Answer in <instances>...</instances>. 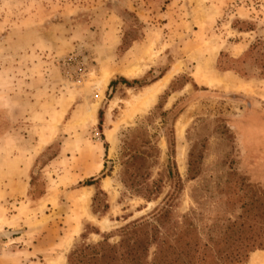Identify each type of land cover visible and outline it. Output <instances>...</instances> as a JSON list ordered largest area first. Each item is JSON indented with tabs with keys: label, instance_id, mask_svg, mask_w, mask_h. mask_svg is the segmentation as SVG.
I'll return each mask as SVG.
<instances>
[{
	"label": "rangeland",
	"instance_id": "obj_1",
	"mask_svg": "<svg viewBox=\"0 0 264 264\" xmlns=\"http://www.w3.org/2000/svg\"><path fill=\"white\" fill-rule=\"evenodd\" d=\"M134 67L140 74L124 78ZM172 69L155 101L140 104ZM263 74L264 0H0V264H19L10 248L20 236L31 249H55L26 264H67L98 244L130 249L119 248L120 231L174 188L171 149L179 191L166 222L144 227L157 235L147 261L193 211L185 242L214 248L209 238L228 233L229 221L258 234ZM244 264H264V249Z\"/></svg>",
	"mask_w": 264,
	"mask_h": 264
},
{
	"label": "trees",
	"instance_id": "obj_2",
	"mask_svg": "<svg viewBox=\"0 0 264 264\" xmlns=\"http://www.w3.org/2000/svg\"><path fill=\"white\" fill-rule=\"evenodd\" d=\"M264 75V74H263ZM125 82V81H124ZM136 83V81H135ZM126 84V82H125ZM102 113L99 112V125L101 124ZM172 146V144H171ZM173 157V149L169 153V160L167 166V176L175 185L171 193L163 200V206L155 211L145 219L135 221L120 232L125 239L121 241V245L129 244L130 249H117L108 244H98L94 247H83L71 253L67 258V264H244L250 253L257 250L264 249V224L260 232L256 234L243 233L244 223L229 221L228 233L220 235L217 239L212 237L209 240L214 244V248L205 244L202 245L200 238H192L191 242L183 241L188 238L189 234H194L195 227L188 221L192 220L193 213L184 217L185 222L179 227H174L169 231L173 243H166L164 239L155 249L152 259L148 260V249L157 240L156 232L152 235H147L144 227H147L153 220L160 225V220L166 222L168 216V208L179 191L177 182L175 180L177 173H173L174 164L171 162ZM189 179L196 178V172L192 169V163L189 162ZM128 172V170H126ZM94 179L85 183L86 187L94 185ZM249 227V229H252ZM253 230V229H252ZM156 244V243H155ZM227 245V248L223 246ZM213 248V249H212Z\"/></svg>",
	"mask_w": 264,
	"mask_h": 264
},
{
	"label": "bare ground",
	"instance_id": "obj_3",
	"mask_svg": "<svg viewBox=\"0 0 264 264\" xmlns=\"http://www.w3.org/2000/svg\"><path fill=\"white\" fill-rule=\"evenodd\" d=\"M150 57L151 56H149L148 59H150ZM140 72H141V68L140 67H136V68L134 67L133 69H130V70H127L126 72H123L122 75H123L124 78L130 79V78L137 77V75H139ZM173 74H174V70L172 69V71H170L164 78L158 80L157 82L152 84L150 87L146 88L144 93L139 97V99L137 98L138 99L137 101L140 104H142L143 106H148L149 104L153 103L155 101L156 97L165 90V88H166L169 80L173 76ZM109 80H110V74H104L103 77H102L101 88L99 89V96L102 95L105 87L108 85ZM206 83H208L209 86H211V85L220 86L221 85V82H219V80L218 81L207 80ZM239 89H240V91H243V92L244 91H250V88L248 86H245V85L239 86ZM183 129H184V125L179 124L178 127H177V133H178L179 137L182 136ZM90 196L91 195H90L89 188H84L82 194L78 198V200L82 203V205L85 208V210L88 207ZM99 224H100V222H99ZM102 227H104V226H102Z\"/></svg>",
	"mask_w": 264,
	"mask_h": 264
},
{
	"label": "crops",
	"instance_id": "obj_4",
	"mask_svg": "<svg viewBox=\"0 0 264 264\" xmlns=\"http://www.w3.org/2000/svg\"><path fill=\"white\" fill-rule=\"evenodd\" d=\"M21 237H23V236L12 237V240L17 242V246L10 248V249H18V251L21 252L20 257H19L20 258L19 264H22L21 263V259H22L21 255L23 253L28 254L27 259H25L24 263H23V264H26V263H30V261H32V259L35 258L36 255H38L41 252L49 253V252H52L53 250H55V249H35L36 245H34V248L31 249L29 246V243L27 241H25V238L21 240Z\"/></svg>",
	"mask_w": 264,
	"mask_h": 264
}]
</instances>
